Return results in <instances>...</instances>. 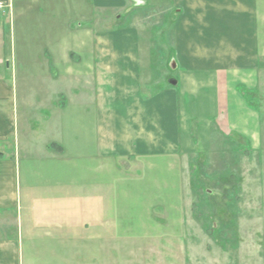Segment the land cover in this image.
<instances>
[{"label": "crops", "instance_id": "crops-1", "mask_svg": "<svg viewBox=\"0 0 264 264\" xmlns=\"http://www.w3.org/2000/svg\"><path fill=\"white\" fill-rule=\"evenodd\" d=\"M3 1L0 264H50L39 256L48 250L63 264H95L85 262L93 258L84 254L86 245L101 250L113 237L118 207L114 185L95 174L80 184L71 180L76 185L55 183L60 180L48 170L54 148L67 154L72 147L64 135L61 146L55 143L60 129L51 118L70 108L69 96H19L17 77L24 85H84L92 96L78 90L73 101L82 103L72 111L87 117L92 106L94 148L127 178L155 158L173 166L184 153L203 152L216 140L259 146L260 113L245 94L262 100L264 0ZM18 11L47 20L46 48H20L37 54L32 64L20 56L9 61L6 19L16 21ZM145 20L158 23L147 32ZM157 37L167 54L158 63Z\"/></svg>", "mask_w": 264, "mask_h": 264}, {"label": "rangeland", "instance_id": "rangeland-1", "mask_svg": "<svg viewBox=\"0 0 264 264\" xmlns=\"http://www.w3.org/2000/svg\"><path fill=\"white\" fill-rule=\"evenodd\" d=\"M16 15V21L6 19L7 46L13 50L9 61L20 56L29 58L32 64L37 54L21 53L20 48H46L47 20L38 13L20 16L18 11ZM143 22L149 32L158 20ZM154 44L157 63L167 60V54L161 51V39L157 37ZM15 88L19 96H44V92L46 96H69L70 108L65 113L57 111L51 118L53 127L60 129L54 134L55 143L61 146L64 135L72 147L67 154L54 148L48 170L60 180L55 183L61 184L64 179L65 185H76L73 180L80 184L81 178L95 174L97 181L116 188L118 207L110 230L113 237L101 250L86 245L84 253L83 246L82 252L93 257L85 258L86 263L264 264V83L261 102L256 96L251 98L261 117L258 147H250L245 140H216L203 152L184 153L181 162L173 166L166 163L167 159L155 158L152 166L129 178L118 174L117 168L99 157V149L94 148L96 118L92 106L87 117L80 118L72 111L80 102L72 97L78 90L79 96H92L84 85L77 86L73 81L24 85L17 77ZM68 128L70 133H63ZM84 145L87 149L81 150ZM85 153L89 155L85 157ZM39 256L50 264H63L51 260L49 250Z\"/></svg>", "mask_w": 264, "mask_h": 264}, {"label": "built area", "instance_id": "built-area-1", "mask_svg": "<svg viewBox=\"0 0 264 264\" xmlns=\"http://www.w3.org/2000/svg\"><path fill=\"white\" fill-rule=\"evenodd\" d=\"M8 7L7 3L3 0H0V13H2L4 10H6Z\"/></svg>", "mask_w": 264, "mask_h": 264}, {"label": "trees", "instance_id": "trees-1", "mask_svg": "<svg viewBox=\"0 0 264 264\" xmlns=\"http://www.w3.org/2000/svg\"><path fill=\"white\" fill-rule=\"evenodd\" d=\"M245 93H246V92H245ZM245 93H244V94H245ZM245 95H246V98H247L248 100L251 99V98H253V96H251L250 93H249V95H248L247 93H246Z\"/></svg>", "mask_w": 264, "mask_h": 264}]
</instances>
